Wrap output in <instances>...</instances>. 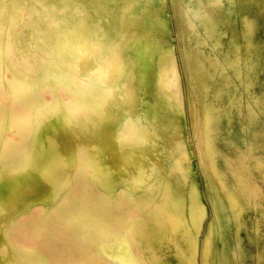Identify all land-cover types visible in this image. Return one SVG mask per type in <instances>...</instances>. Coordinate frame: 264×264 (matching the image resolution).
Instances as JSON below:
<instances>
[{
	"label": "bare ground",
	"instance_id": "6f19581e",
	"mask_svg": "<svg viewBox=\"0 0 264 264\" xmlns=\"http://www.w3.org/2000/svg\"><path fill=\"white\" fill-rule=\"evenodd\" d=\"M172 3L197 164L165 0H0V264H199L197 165L200 264H264V0Z\"/></svg>",
	"mask_w": 264,
	"mask_h": 264
},
{
	"label": "rangeland",
	"instance_id": "374dc122",
	"mask_svg": "<svg viewBox=\"0 0 264 264\" xmlns=\"http://www.w3.org/2000/svg\"><path fill=\"white\" fill-rule=\"evenodd\" d=\"M167 3V10L164 11L162 13L163 16H168L170 19V25H171V33L172 36L168 39V44L172 45L175 51V55L177 58V63H178V69L180 72V79H181V84H182V88H183V113H182V119L184 122V131L186 134V140H187V146L189 148V151L191 152V156L192 159L194 161V163L197 164V147L195 145V142L193 141V135H194V125H193V121H192V116H191V111H190V102L188 99V78H187V74H186V69H185V62H184V58H183V53L179 44V36H178V30L180 29L178 27L177 24V15L174 14V9H173V3L172 0H165ZM178 11V10H177ZM15 64H17L19 62V60H15L14 61ZM21 63H23V61H21ZM24 68L26 67L23 64ZM150 96L149 94H142L141 99H142V103H144V101L146 99H149ZM141 104V103H140ZM142 109L143 106H137V113H136V120H142ZM144 124V123H143ZM3 132V128L0 127V133ZM194 178H195V183L198 186L199 190H200V195H201V199L203 202L206 203L207 205V209H208V214L207 216L204 218V223L202 226V230L199 233V246H198V261L199 264L201 263V252H202V243H203V237L205 235V233L207 232L208 228H209V223L211 220V202L209 200V196H208V191H207V185H206V180L202 174L201 169L199 168V166H196L195 169V174H194ZM257 202V200H256ZM127 210H128V214L132 219H136L137 217H142L145 218L147 217V212L146 210L140 206L136 200L134 199H128L127 200ZM264 204V198L261 199L260 201V206ZM251 218L256 219V217L258 216V211H255L254 208H250L249 211ZM111 215H115L116 213H112ZM89 217V216H88ZM87 217V218H88ZM264 218V215H263ZM114 218H112L110 221L112 223ZM262 226V225H261ZM72 248V247H71ZM74 253L79 255L78 257L84 258L83 261H86V264L89 263L88 259H86L85 257V253L78 247V244L75 245L73 248Z\"/></svg>",
	"mask_w": 264,
	"mask_h": 264
}]
</instances>
